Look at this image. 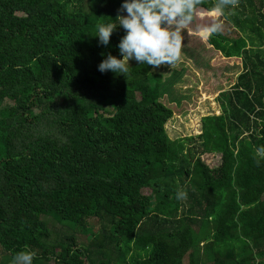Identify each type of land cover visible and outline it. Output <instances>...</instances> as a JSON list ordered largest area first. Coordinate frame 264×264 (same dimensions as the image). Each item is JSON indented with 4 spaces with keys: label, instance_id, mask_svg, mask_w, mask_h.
Segmentation results:
<instances>
[{
    "label": "trees",
    "instance_id": "trees-1",
    "mask_svg": "<svg viewBox=\"0 0 264 264\" xmlns=\"http://www.w3.org/2000/svg\"><path fill=\"white\" fill-rule=\"evenodd\" d=\"M85 2L0 0L1 264L22 250L36 253L33 264H264V0H238L221 17L262 49L224 31L206 41L242 69L190 148L168 137L173 110L151 66L97 69L119 55L124 30L107 47L91 35L122 0ZM215 3L197 7L196 33L216 19ZM43 216L88 232L89 243L73 234L50 243Z\"/></svg>",
    "mask_w": 264,
    "mask_h": 264
},
{
    "label": "rangeland",
    "instance_id": "rangeland-1",
    "mask_svg": "<svg viewBox=\"0 0 264 264\" xmlns=\"http://www.w3.org/2000/svg\"><path fill=\"white\" fill-rule=\"evenodd\" d=\"M87 9L86 0L84 10ZM219 21L222 24L221 31H224L226 36L230 38L243 36L248 40L250 47L258 46L262 49L261 42L256 36L246 30L233 29L222 18H219ZM189 30L192 34L186 38V43L182 46L180 61L177 65L172 69L167 65H162L153 69V73L159 75L157 78L160 85L158 94L161 101L173 110V116L165 123L168 137L171 140L189 138L190 141L186 143V147L190 148L200 134L201 118L208 115L218 116L222 113L218 95L235 83L236 76L242 69V61L240 58L223 57L206 41L201 40L199 32L195 31L193 22L189 25ZM132 63L133 61H129V64ZM200 157L209 167L217 166L220 161L216 153H205ZM42 219L51 230L50 243L58 242L62 234L75 235L81 247H85L91 239L88 232L68 228L48 216H43ZM90 229L95 231L97 226H92ZM6 258L0 254V264ZM43 264L58 263L51 259ZM183 264H188L187 257L184 258Z\"/></svg>",
    "mask_w": 264,
    "mask_h": 264
},
{
    "label": "clouds",
    "instance_id": "clouds-1",
    "mask_svg": "<svg viewBox=\"0 0 264 264\" xmlns=\"http://www.w3.org/2000/svg\"><path fill=\"white\" fill-rule=\"evenodd\" d=\"M238 0H216L213 8V22L198 29L200 39L209 38L222 30L219 21L226 7H235ZM203 0H122L115 19L97 24V44L107 47L112 33L118 28L124 34L115 46L118 56L104 55L97 69L101 73L112 72L124 76L129 71V61L146 64L153 69L167 65L171 69L180 61L185 40L192 33L189 25L194 13ZM124 13V14H121ZM103 55V54H102ZM256 162L264 160V146L256 149ZM185 193L177 192V199H184ZM36 253L22 250L12 256L11 264H33Z\"/></svg>",
    "mask_w": 264,
    "mask_h": 264
},
{
    "label": "crops",
    "instance_id": "crops-1",
    "mask_svg": "<svg viewBox=\"0 0 264 264\" xmlns=\"http://www.w3.org/2000/svg\"><path fill=\"white\" fill-rule=\"evenodd\" d=\"M213 12V11H212Z\"/></svg>",
    "mask_w": 264,
    "mask_h": 264
}]
</instances>
